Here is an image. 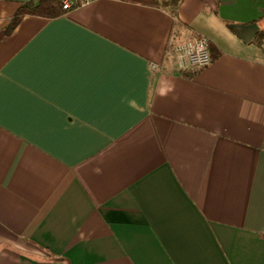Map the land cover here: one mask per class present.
<instances>
[{
  "label": "crops",
  "instance_id": "obj_1",
  "mask_svg": "<svg viewBox=\"0 0 264 264\" xmlns=\"http://www.w3.org/2000/svg\"><path fill=\"white\" fill-rule=\"evenodd\" d=\"M24 1L0 0V264H264V0L8 32ZM200 35L210 64L181 68Z\"/></svg>",
  "mask_w": 264,
  "mask_h": 264
},
{
  "label": "trees",
  "instance_id": "obj_2",
  "mask_svg": "<svg viewBox=\"0 0 264 264\" xmlns=\"http://www.w3.org/2000/svg\"><path fill=\"white\" fill-rule=\"evenodd\" d=\"M140 3L152 4L169 10L174 17H178L180 6L183 0H131ZM79 0H71L69 8L64 7V0H28L22 2L16 14L11 18L7 31H12L27 14L44 16L47 18L59 17L71 9L78 7ZM177 24V23H176ZM261 35V34H260ZM264 35V34H262ZM259 37L254 42H259Z\"/></svg>",
  "mask_w": 264,
  "mask_h": 264
},
{
  "label": "built area",
  "instance_id": "obj_3",
  "mask_svg": "<svg viewBox=\"0 0 264 264\" xmlns=\"http://www.w3.org/2000/svg\"><path fill=\"white\" fill-rule=\"evenodd\" d=\"M79 1L80 6L88 3L90 0ZM70 6L71 0H64V7L69 8ZM173 51L181 68L204 67L210 64L212 60L209 50V39L203 35L174 44Z\"/></svg>",
  "mask_w": 264,
  "mask_h": 264
}]
</instances>
